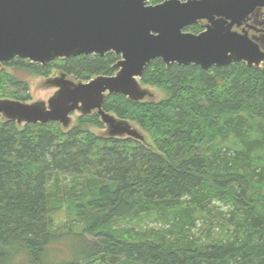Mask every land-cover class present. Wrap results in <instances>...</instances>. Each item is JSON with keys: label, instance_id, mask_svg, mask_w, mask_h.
I'll return each mask as SVG.
<instances>
[{"label": "trees", "instance_id": "obj_1", "mask_svg": "<svg viewBox=\"0 0 264 264\" xmlns=\"http://www.w3.org/2000/svg\"><path fill=\"white\" fill-rule=\"evenodd\" d=\"M119 61L4 66L86 83L115 75ZM140 82L166 97L115 94L103 109L145 143L95 134L105 129L97 112L69 129L0 119V264H264V69L157 59ZM27 92L21 76L0 71V99L29 101Z\"/></svg>", "mask_w": 264, "mask_h": 264}, {"label": "water", "instance_id": "obj_2", "mask_svg": "<svg viewBox=\"0 0 264 264\" xmlns=\"http://www.w3.org/2000/svg\"><path fill=\"white\" fill-rule=\"evenodd\" d=\"M0 0V68L14 59L42 67L59 60L113 53L118 72L86 83L66 73L46 80L57 91L48 102L0 99V116L17 125L72 126L73 115L101 117L110 138L145 137L132 123L104 111L107 96L140 103L153 98L141 84L154 60L202 70L245 63L261 68L264 39L234 31L264 0ZM259 12V11H258ZM257 12V13H258ZM207 20L200 34L185 31ZM261 42V46L259 44Z\"/></svg>", "mask_w": 264, "mask_h": 264}, {"label": "rangeland", "instance_id": "obj_3", "mask_svg": "<svg viewBox=\"0 0 264 264\" xmlns=\"http://www.w3.org/2000/svg\"><path fill=\"white\" fill-rule=\"evenodd\" d=\"M54 66H58L59 64L57 63V60L52 62ZM1 70H5L9 73H15L19 76H21L29 85V92H27L25 95L29 96L30 99L29 101H25V103H35V102H48V100L55 94L57 91L55 88L49 87L45 85V82L49 78L56 77L60 74V71L58 69H53V71L46 76H33L29 73H17L14 71L12 67H7L2 65L0 68ZM68 78L76 83H78L73 77L68 76ZM150 91L153 94V98H148V99H153L156 101H160L166 97V94L164 91L159 90L157 88H150ZM79 116L78 113L73 115L72 119V125L76 122L77 117ZM0 119L3 121V117L0 116ZM92 131L97 134V135H102L106 132V129L104 130H99V129H92ZM227 209H225L226 211ZM209 225V224H208ZM67 227H71L70 224L67 225ZM198 235H200L201 231H205L207 228L203 227L202 225L198 226Z\"/></svg>", "mask_w": 264, "mask_h": 264}, {"label": "flooded vegetation", "instance_id": "obj_4", "mask_svg": "<svg viewBox=\"0 0 264 264\" xmlns=\"http://www.w3.org/2000/svg\"><path fill=\"white\" fill-rule=\"evenodd\" d=\"M180 1L185 2L187 0H180ZM207 24H208L207 20H202L199 21L196 25H193L189 28L196 26L198 33L195 34H200L205 30ZM189 28H187L185 31H187ZM233 30L238 33H248L250 38L255 37V38L264 39V8L256 9L245 19V21L241 24V26L239 27L235 26ZM187 32L191 33V31H187ZM259 44L261 46V42H259ZM261 68L264 69V63Z\"/></svg>", "mask_w": 264, "mask_h": 264}]
</instances>
